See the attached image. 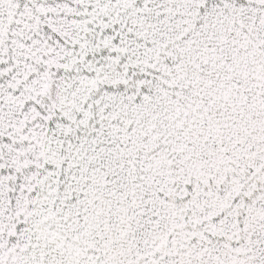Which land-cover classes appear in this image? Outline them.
<instances>
[{"label": "snow or ice", "instance_id": "1", "mask_svg": "<svg viewBox=\"0 0 264 264\" xmlns=\"http://www.w3.org/2000/svg\"><path fill=\"white\" fill-rule=\"evenodd\" d=\"M0 264H264V0H0Z\"/></svg>", "mask_w": 264, "mask_h": 264}]
</instances>
